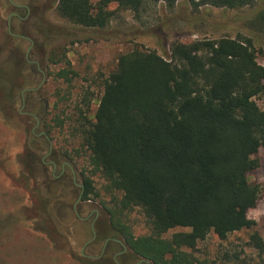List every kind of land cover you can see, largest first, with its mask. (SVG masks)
Returning a JSON list of instances; mask_svg holds the SVG:
<instances>
[{
  "label": "trees",
  "instance_id": "trees-1",
  "mask_svg": "<svg viewBox=\"0 0 264 264\" xmlns=\"http://www.w3.org/2000/svg\"><path fill=\"white\" fill-rule=\"evenodd\" d=\"M179 1L56 0L55 6L69 23L103 30L115 13L111 4L141 20L158 7L173 11ZM263 1L189 0L193 10L225 11ZM258 17L264 23L261 13ZM167 50L165 57L139 48L121 54L103 81L93 122H82L79 134L88 167L119 195L114 209L107 210V228L133 258L149 264H205L191 253L199 242L210 234L225 241L256 225L248 213L262 191L248 176L258 168L256 155L264 148V108L254 101L264 93V66L257 63L250 39L174 41ZM82 185L87 200L94 188L86 177ZM134 209L149 234L135 237L122 222ZM173 229L186 232L163 238ZM249 245L264 255L256 232Z\"/></svg>",
  "mask_w": 264,
  "mask_h": 264
},
{
  "label": "rangeland",
  "instance_id": "rangeland-1",
  "mask_svg": "<svg viewBox=\"0 0 264 264\" xmlns=\"http://www.w3.org/2000/svg\"><path fill=\"white\" fill-rule=\"evenodd\" d=\"M55 3L52 0L48 7L40 4L32 8L22 31L14 28L17 21L12 17L11 33L22 36L17 39L9 35L7 26L10 14L16 11L8 0H0V264H85L81 259L99 255L103 243L99 232L108 227L107 210L114 209L119 195L109 192L101 175L88 167L79 130L82 122H93L103 81L121 54L139 48L165 57L164 50L167 52L174 41L239 38L250 39L257 63L264 66V23L258 17V13L264 16V1L225 11L193 10L189 0H180L173 11L158 7L141 20L111 4L109 9L115 13L103 30L69 23L58 15ZM61 72L67 76H58ZM38 86L37 91L22 92ZM254 101L263 109L264 93ZM29 115L40 122L35 130V118ZM40 132L48 136L51 155L44 139L32 135ZM43 157L45 162L57 160L54 176L52 166L41 164ZM63 157H67L78 186L72 184L69 171L68 180L54 178ZM256 158L259 166L248 176L262 191L256 207L248 213L256 224L254 229L232 234L225 241L210 234L191 252L199 261L264 264V255L249 245L254 232L264 242V148ZM83 177L91 181L94 194L87 200L81 197L75 213ZM95 211L98 219L91 229ZM121 220L135 237L149 234L138 209L125 213ZM92 232L98 238L95 245L82 250ZM178 232L186 230L173 229L163 238ZM110 256L111 252L99 264H111ZM236 256L239 263L233 261ZM227 258L233 262H226ZM136 261L128 258L126 263Z\"/></svg>",
  "mask_w": 264,
  "mask_h": 264
},
{
  "label": "flooded vegetation",
  "instance_id": "flooded-vegetation-1",
  "mask_svg": "<svg viewBox=\"0 0 264 264\" xmlns=\"http://www.w3.org/2000/svg\"><path fill=\"white\" fill-rule=\"evenodd\" d=\"M8 1L12 5L13 9L16 11L15 13H11L9 18H8V21H7L8 33H9V35H11L14 38L21 39L22 36L20 35V33H11V31H10V29H11V26H10L11 25L10 24L11 18L14 17V19H16V21H17L16 26H14V28H16L17 31H22V30H24V25L29 20L30 15L33 14V10H31V9L34 8L35 6L40 5V4H42V6L46 5L48 7V5L51 3L52 0H20V1H24V3L23 2L21 3L19 0H15L16 1L15 3L11 2L10 0H8ZM40 15H42V13H40ZM30 45L31 46L33 45L32 41H30ZM24 60L26 63L29 62L28 53H26ZM38 89H39V86L36 87L35 89H24L22 92L37 91ZM29 116L35 118L36 125L34 127V130L37 129L39 126V123H40L39 120L37 119V117H35L33 115H29ZM32 135L36 136L37 138H43L44 139V141L49 146L48 154H50L51 153V149H50L51 143H50L46 133L40 132L39 135H35V134H32ZM63 159H64V161L61 163L60 172H59L58 176L54 177V178L59 180V181L60 180H68L67 179L68 176L66 174V171H69L72 184L74 186H78L75 182V173H74L69 161L67 160V157H63ZM40 162L44 167L49 166V165L52 166V169H53L52 175L54 176V173H55L56 168H57V160L51 159V160L45 162L44 157H43L40 160ZM80 191L81 192H80L79 198L77 199V201L73 207L74 212H75V207L80 203V199H81L82 194H83V185H80ZM76 217L81 220V218L77 214H76ZM97 219H98V212L95 211L94 218H93V220H91V225H90L91 229L93 228V225ZM82 220H85V219H82ZM106 229L110 230V228H106ZM106 229H101L99 232L103 238V243H102V247H101V250L99 252V255L97 257L86 256L87 257L86 259L92 260V261L102 260L105 258V255H108V253L111 252V256L108 258V259L111 258L109 260V261H111V263H113V264H127L126 262H127L128 258L132 259L133 256L129 253L127 247L123 244V242L119 238L115 237V235H113V232L111 230L106 232ZM104 231H105V233H104ZM96 239H98L96 237V234L94 232H92L91 239L88 240L84 244L82 250L86 249L87 247H91V246L95 245L94 242L96 241ZM111 246H113V247H111ZM116 246H120L121 250L115 251ZM81 255L83 256V251H82ZM139 261H136L132 264H143V263H145V262L139 263Z\"/></svg>",
  "mask_w": 264,
  "mask_h": 264
},
{
  "label": "water",
  "instance_id": "water-1",
  "mask_svg": "<svg viewBox=\"0 0 264 264\" xmlns=\"http://www.w3.org/2000/svg\"><path fill=\"white\" fill-rule=\"evenodd\" d=\"M141 262H145L146 264H149L147 261H144V260H140L139 263Z\"/></svg>",
  "mask_w": 264,
  "mask_h": 264
}]
</instances>
